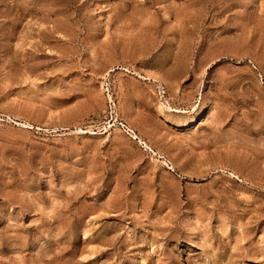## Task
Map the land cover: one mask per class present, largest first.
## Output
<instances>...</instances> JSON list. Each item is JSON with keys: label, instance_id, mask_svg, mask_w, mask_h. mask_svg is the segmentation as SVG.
<instances>
[{"label": "rangeland", "instance_id": "obj_1", "mask_svg": "<svg viewBox=\"0 0 264 264\" xmlns=\"http://www.w3.org/2000/svg\"><path fill=\"white\" fill-rule=\"evenodd\" d=\"M0 264H264V0H0Z\"/></svg>", "mask_w": 264, "mask_h": 264}, {"label": "bare ground", "instance_id": "obj_2", "mask_svg": "<svg viewBox=\"0 0 264 264\" xmlns=\"http://www.w3.org/2000/svg\"><path fill=\"white\" fill-rule=\"evenodd\" d=\"M195 120V119H194ZM20 127L24 128V129H34V127L31 125V124H28V123H20L19 124ZM40 129V128H39ZM135 138V137H134ZM137 138V137H136ZM173 168H171L170 170H173Z\"/></svg>", "mask_w": 264, "mask_h": 264}]
</instances>
